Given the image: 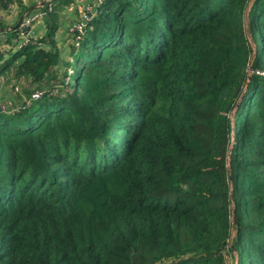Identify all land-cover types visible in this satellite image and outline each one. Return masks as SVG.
<instances>
[{"label":"trees","instance_id":"obj_1","mask_svg":"<svg viewBox=\"0 0 264 264\" xmlns=\"http://www.w3.org/2000/svg\"><path fill=\"white\" fill-rule=\"evenodd\" d=\"M72 2L14 51L0 21L34 84L0 110V264H264V0H102L62 58Z\"/></svg>","mask_w":264,"mask_h":264},{"label":"crops","instance_id":"obj_2","mask_svg":"<svg viewBox=\"0 0 264 264\" xmlns=\"http://www.w3.org/2000/svg\"><path fill=\"white\" fill-rule=\"evenodd\" d=\"M92 2L93 0H73V2L69 6L63 8L59 12L60 19L59 28L56 33V43L60 50L62 58L68 57V53L70 50V42L67 34L68 27L80 17L81 12H83L86 5L91 4ZM23 4L27 6L26 9H21L20 5L16 1L12 4H9L7 9L0 7V21L6 24V28L15 25L19 17L29 8L28 3H25V1H23ZM44 30L45 28L43 25V21H36L32 24L29 35L33 38H39L43 35ZM5 93V90L2 91L0 88V98L1 96H4ZM20 96L21 97L18 102L21 101L23 95L20 94Z\"/></svg>","mask_w":264,"mask_h":264},{"label":"built area","instance_id":"obj_3","mask_svg":"<svg viewBox=\"0 0 264 264\" xmlns=\"http://www.w3.org/2000/svg\"><path fill=\"white\" fill-rule=\"evenodd\" d=\"M22 1H25V3H31L29 4V7L34 6L30 10L31 12L34 9H37V8L40 9V5H38V3H40V1L42 0H22ZM101 2L102 0H93L91 4L86 5L83 12H81L80 17L75 22L70 24V26L68 27L67 34L69 37L70 44L74 46L73 48L79 45V41L83 35L84 28H85L87 21L94 14L96 6L99 5ZM30 12L25 14V16L23 17V19L18 25L20 29H19V38L16 41V43H14L13 45H10V44L5 45L4 50L14 51V50L19 49L22 45L29 43V42H34L37 39V38L31 37L29 35V31L34 22L42 20L43 13L42 11H40L39 13H35L32 16H30L29 15ZM0 19H1V16H0ZM11 88L13 89L14 93L19 92L18 85L14 84L12 85ZM42 94H43V90L33 89L32 93L30 94V98L37 99ZM18 105H19V102H16L14 104H4L0 102V110L5 111V112H12L18 108L17 107Z\"/></svg>","mask_w":264,"mask_h":264},{"label":"rangeland","instance_id":"obj_4","mask_svg":"<svg viewBox=\"0 0 264 264\" xmlns=\"http://www.w3.org/2000/svg\"><path fill=\"white\" fill-rule=\"evenodd\" d=\"M20 86L23 90L24 88L29 89L30 87L34 86V84L30 80H25L23 78L17 79L14 75L13 72L10 71L6 75L0 77V88L1 90H5L4 96H1L0 102L4 104H14L16 101L20 100V97L16 95V92H13V89L11 86L13 84Z\"/></svg>","mask_w":264,"mask_h":264},{"label":"water","instance_id":"obj_5","mask_svg":"<svg viewBox=\"0 0 264 264\" xmlns=\"http://www.w3.org/2000/svg\"><path fill=\"white\" fill-rule=\"evenodd\" d=\"M44 2V0H42V1H40V3H38V5H41L42 3ZM34 6H30L20 17H19V19H18V21L16 22V24L15 25H13L12 27H9V28H6L7 30H10V29H12V28H16L18 25H19V23L21 22V20L23 19V17L25 16V14L26 13H28L32 8H33ZM41 10L39 9V8H37V9H34V10H32L30 13H29V15L30 16H32L33 14H35V13H39Z\"/></svg>","mask_w":264,"mask_h":264}]
</instances>
